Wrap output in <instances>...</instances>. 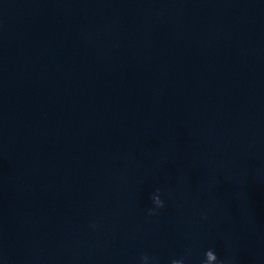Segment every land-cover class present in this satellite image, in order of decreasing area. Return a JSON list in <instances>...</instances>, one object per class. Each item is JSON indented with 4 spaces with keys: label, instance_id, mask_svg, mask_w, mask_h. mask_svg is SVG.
<instances>
[{
    "label": "clouds",
    "instance_id": "1",
    "mask_svg": "<svg viewBox=\"0 0 264 264\" xmlns=\"http://www.w3.org/2000/svg\"><path fill=\"white\" fill-rule=\"evenodd\" d=\"M152 199H153V201H154V203L156 204L157 207H163V202L161 201V199L159 197L158 190H157V193H155L153 195ZM213 253H214V258L217 260V264H224L223 261H218L217 255L215 254L214 251H213ZM143 259L146 261L148 258L145 256V257H143ZM172 264H183V261L174 260V261H172Z\"/></svg>",
    "mask_w": 264,
    "mask_h": 264
}]
</instances>
